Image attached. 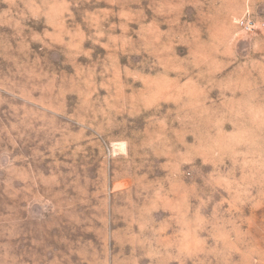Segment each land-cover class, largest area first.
I'll return each mask as SVG.
<instances>
[{"label":"rangeland","instance_id":"obj_1","mask_svg":"<svg viewBox=\"0 0 264 264\" xmlns=\"http://www.w3.org/2000/svg\"><path fill=\"white\" fill-rule=\"evenodd\" d=\"M0 264H264V0H0Z\"/></svg>","mask_w":264,"mask_h":264},{"label":"built area","instance_id":"obj_2","mask_svg":"<svg viewBox=\"0 0 264 264\" xmlns=\"http://www.w3.org/2000/svg\"><path fill=\"white\" fill-rule=\"evenodd\" d=\"M242 27L246 31H252L255 28V23L253 19H251L249 16L245 17L244 21L242 22Z\"/></svg>","mask_w":264,"mask_h":264}]
</instances>
